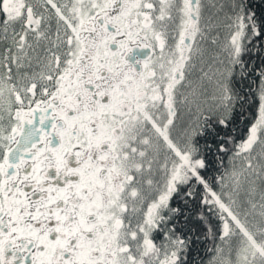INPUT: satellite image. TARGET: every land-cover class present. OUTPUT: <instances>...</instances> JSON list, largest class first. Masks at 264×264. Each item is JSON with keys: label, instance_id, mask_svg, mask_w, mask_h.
I'll return each mask as SVG.
<instances>
[{"label": "snow or ice", "instance_id": "1", "mask_svg": "<svg viewBox=\"0 0 264 264\" xmlns=\"http://www.w3.org/2000/svg\"><path fill=\"white\" fill-rule=\"evenodd\" d=\"M0 264H264V0H0Z\"/></svg>", "mask_w": 264, "mask_h": 264}]
</instances>
